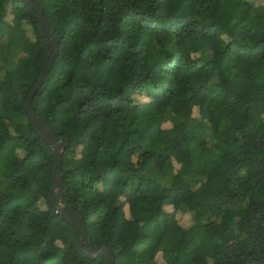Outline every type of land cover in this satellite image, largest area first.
<instances>
[{
  "label": "trees",
  "instance_id": "trees-1",
  "mask_svg": "<svg viewBox=\"0 0 264 264\" xmlns=\"http://www.w3.org/2000/svg\"><path fill=\"white\" fill-rule=\"evenodd\" d=\"M36 1L58 52L32 106L68 140L85 244L113 264H264V4ZM49 52L37 11L0 0V264H107L49 205L56 162L26 111Z\"/></svg>",
  "mask_w": 264,
  "mask_h": 264
},
{
  "label": "water",
  "instance_id": "water-1",
  "mask_svg": "<svg viewBox=\"0 0 264 264\" xmlns=\"http://www.w3.org/2000/svg\"><path fill=\"white\" fill-rule=\"evenodd\" d=\"M34 8L39 14L42 31L47 44L50 46V52L48 54L46 65L40 76L38 83L32 89L26 102V111L30 119L31 124L36 131L50 144L52 149V154L54 156L56 165L54 170V187L49 194V205L55 213L61 214L62 217L70 221L81 235V249L89 256L94 257V255H104L107 258V264H113L115 262V255L111 247L105 245H94L88 243L86 245L87 231L85 222L83 219L68 205L65 204L61 198V187H62V173H61V160H62V149L66 148L68 145V140L59 139L52 130L49 122L35 113L33 110V98L37 90L42 85L46 75L50 72L53 64L55 55L58 52V38L53 36L48 19L45 13L36 0H23ZM57 191V192H56Z\"/></svg>",
  "mask_w": 264,
  "mask_h": 264
},
{
  "label": "rangeland",
  "instance_id": "rangeland-1",
  "mask_svg": "<svg viewBox=\"0 0 264 264\" xmlns=\"http://www.w3.org/2000/svg\"><path fill=\"white\" fill-rule=\"evenodd\" d=\"M256 4H264V0H253ZM43 206H45V203H42ZM181 222L185 225H188L191 223V217L189 215L182 214L179 216ZM159 261L162 260L160 256L158 257Z\"/></svg>",
  "mask_w": 264,
  "mask_h": 264
}]
</instances>
